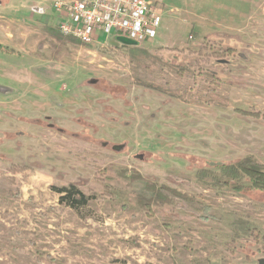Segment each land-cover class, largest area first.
Wrapping results in <instances>:
<instances>
[{"label": "rangeland", "instance_id": "1", "mask_svg": "<svg viewBox=\"0 0 264 264\" xmlns=\"http://www.w3.org/2000/svg\"><path fill=\"white\" fill-rule=\"evenodd\" d=\"M28 1L0 2V85L15 91L0 94V264H264V190L198 174L264 166V0H177L142 47L96 32L69 50L43 14L15 20ZM136 174L215 219L139 208ZM71 185L95 198L61 205L54 187Z\"/></svg>", "mask_w": 264, "mask_h": 264}, {"label": "trees", "instance_id": "2", "mask_svg": "<svg viewBox=\"0 0 264 264\" xmlns=\"http://www.w3.org/2000/svg\"><path fill=\"white\" fill-rule=\"evenodd\" d=\"M58 42L61 40L63 43H83L82 41L75 38H64L59 32H51ZM61 43V42H60ZM0 48H4L0 45ZM5 47L4 49H6ZM89 82H97V80L90 79ZM81 124V121H77ZM49 128H56L54 123H47ZM60 129V128H59ZM77 137H80V133L73 132ZM104 147H111L116 152H123L128 146L126 143L123 144H113L110 142H99ZM137 158L143 160L145 158L142 154H136ZM221 175H217L208 169H201L199 171V178L201 179H211L214 185L228 186L233 181L237 179L246 178L249 180L253 188L257 190H264V166L253 162L251 158H246L243 162L232 163V164H222L220 168ZM125 176V174H122ZM219 176V177H218ZM223 177V178H222ZM226 178V179H225ZM131 180V185L133 191L136 193V200L139 208L150 211L153 205H169L178 204L183 209L192 214L198 215L204 221H210L215 219L213 214H211L212 208L203 202L198 201L195 197L189 196L177 189H174L168 185H160L155 181L148 180L146 177L136 174ZM0 182H4L0 180ZM54 189L61 194L60 204L67 205L74 209L84 207L89 205V203L95 198V196H88L83 191H81L76 185H71L64 188Z\"/></svg>", "mask_w": 264, "mask_h": 264}, {"label": "built area", "instance_id": "3", "mask_svg": "<svg viewBox=\"0 0 264 264\" xmlns=\"http://www.w3.org/2000/svg\"><path fill=\"white\" fill-rule=\"evenodd\" d=\"M53 7L63 18L60 34L85 44L93 41L96 32H105L109 38L117 34L135 38L143 46L163 15L153 0H58ZM48 9L42 8L46 13ZM119 48L124 46L115 49Z\"/></svg>", "mask_w": 264, "mask_h": 264}, {"label": "crops", "instance_id": "4", "mask_svg": "<svg viewBox=\"0 0 264 264\" xmlns=\"http://www.w3.org/2000/svg\"><path fill=\"white\" fill-rule=\"evenodd\" d=\"M44 1L45 0H29L28 1V5H27V9H25L23 11L24 14H22L21 16L14 17V18H16L15 20L16 21H19V20H22V21H24V20H34V18L37 17L36 14H43L42 15V18L43 19L41 21L44 24H46V25H53V26L56 25V24H61L63 18H62V15L59 14V13H57V12L55 14H51L50 16H44V11L42 10V8L46 5V4L43 3ZM53 1H58V0H53ZM153 1L156 2V3H158V5L160 6V8L162 9V14H163L162 15V20L163 21L165 20L164 17H165V15H166L167 12L168 13L171 12L169 14L172 15V12L177 8V5L174 3L177 0H153ZM210 1L216 2L215 0H210ZM170 7L172 9L171 10H168L166 12V10L167 9H170ZM173 13H175V12H173ZM198 19H202V20L204 19L203 13L198 14ZM8 25L9 24H6L5 23L4 28H8V31L11 32L12 37H13V33H12L13 30L10 29V26H8ZM25 26H27V27L25 28L26 30L24 32V38H25L24 41H28L29 38H30V29L28 27L29 24L28 23H25ZM11 27H12V25H11ZM8 31H6V32H8ZM13 40H14V42L17 41V36H15L14 39L13 38L12 39H6L5 41L8 43V45H11V47H13L12 46ZM24 41H22V44L24 43ZM0 45H2V44L0 43ZM61 45L63 47H65V49L69 50L68 49V46H70L69 43H64V44H61ZM22 51H24V53L25 52L28 53V51H27L26 48H24ZM44 70H46V69H44ZM13 92H15V91L13 90L11 93H13ZM12 175H14V174H12ZM29 178L32 179L33 177H29ZM22 182H23V184L25 183L24 181H22Z\"/></svg>", "mask_w": 264, "mask_h": 264}, {"label": "water", "instance_id": "5", "mask_svg": "<svg viewBox=\"0 0 264 264\" xmlns=\"http://www.w3.org/2000/svg\"><path fill=\"white\" fill-rule=\"evenodd\" d=\"M1 2V0H0ZM108 44L112 47L118 48L120 46L124 47H141L142 43L132 37L126 35H113L108 39ZM13 88L7 87L5 85H0V94H9L13 91Z\"/></svg>", "mask_w": 264, "mask_h": 264}, {"label": "flooded vegetation", "instance_id": "6", "mask_svg": "<svg viewBox=\"0 0 264 264\" xmlns=\"http://www.w3.org/2000/svg\"><path fill=\"white\" fill-rule=\"evenodd\" d=\"M227 49H228V48H227ZM227 49H226V50H227ZM228 51H230V50L228 49ZM230 52H231V51H230Z\"/></svg>", "mask_w": 264, "mask_h": 264}]
</instances>
